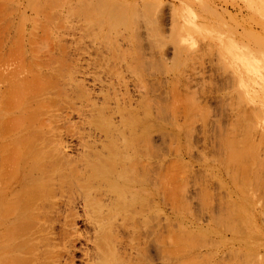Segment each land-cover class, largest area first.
<instances>
[{"label":"rangeland","instance_id":"1","mask_svg":"<svg viewBox=\"0 0 264 264\" xmlns=\"http://www.w3.org/2000/svg\"><path fill=\"white\" fill-rule=\"evenodd\" d=\"M0 5H1L0 6V41H3V42H0V44H3V45H0V47H1L0 48V58L4 56L2 62L8 61L10 63H14V62L18 63L20 65V67H16V68H17L18 72H19L18 69H20L21 74L18 73V76H21V77L24 75V71H23V75H22L21 71L23 69H21V67L22 68L24 67V69H26L25 63L26 64L28 63L29 57H30L29 64L31 62L30 65H32L31 57L33 54H36L37 52H38V55L40 57L42 56L43 53H44V55L47 54V56L50 58L48 61L52 64V65L51 64L49 65V67H51L50 71H49V69H48V71L46 69H44V71L42 72L43 69L42 70L39 68L35 69V66L34 67L30 66L31 68L30 67L28 68V66H27L28 69L25 70V74L30 75V76L26 75L25 81L27 82V85L28 86L33 85L32 88L30 87L32 91L31 90L27 91V92H29L28 95L37 94L38 93L37 91H39L37 89H41L40 91H42L44 89L45 92L47 90V92H48L47 94H49V92H50L49 98L46 97L47 94L45 95V93H44L43 95H44V97H46L49 100V103H50L49 109L46 108V106L48 107V105H46V102L44 103L46 106L45 105L42 106V103H43L42 100H41V102H37L36 103L37 105L35 103H33L34 101H30V104L32 103L30 105L28 100H27L29 98V96H28L26 99H24V100H26V101H24V102H26V104L24 103L25 109L23 107H22L23 108L22 109L20 106V108L22 109V113L25 115L24 112H27V115L24 116L21 113V111L16 112L18 110H14L13 114L10 115V113H9V115L11 117V118H9V116L7 115L8 112L6 111V107L3 106L4 104H1L0 111L2 112V110L3 111L5 110L4 111L5 113L3 112V114L5 115L6 118L4 116H2V113H1L0 119H2L4 117L5 120H7V121H9L11 119L12 120L9 122L5 121L4 119H3V121L2 120L0 121V128H1L0 129V131H1L0 137L2 135L5 136L10 131H11L10 134H13L15 129H18L17 126H16L17 128L14 127L15 126L14 123L19 124L18 126H20V122H22L21 128L20 127L19 128L22 129V126L24 125V128H26L28 130V131H26V129L25 130L22 129L23 132L25 131L24 135H25V133L33 131V129L36 130V126L38 127L39 124L42 125L44 123L45 124V125H43V127L45 126L44 131H48V130L49 131H52V130L55 131L57 129L56 132L53 131L55 133L54 135L60 134L57 137L62 136L60 138V140L57 137L56 138L58 139V141L65 143V144H63V146H66L65 149H67V147H68V149L66 150L67 152H65V153L69 156V158L78 159L80 157V155L83 154L82 146H83V143L85 141L87 143L88 142L93 143V141L99 142V141L103 140L102 133L101 134L99 133V132H101V130L95 129L93 126H90V124L88 123V121H92V119L91 118L89 119V117L91 116L90 115L91 112L89 110L90 113H88V109L90 107L88 108L87 102L91 101V104H94V105L98 104L97 106H99V105L105 104V102H107V101H105V98L109 95L108 97H109L110 102L108 99H106V100H108L107 103H109L108 106L110 105V107H109L110 109L114 108L115 104H117L118 102L120 105L121 100L125 99V98H126L125 100H127V102H126L127 105L124 106L123 103L125 104V102H123L122 106L127 107L129 105L128 107L135 109L136 108L135 104H137V102L139 103V100H140L139 98L146 95L145 91L147 92V89L150 90L149 89V87H150V88H152V90H150V92L148 91L147 95L149 93L148 96H150L151 94H153L154 96L153 95L150 96L151 98L146 97L147 95L144 96L146 99L148 98V102L150 101L149 103L151 105L149 104L148 107L152 106L150 108L154 109L156 111V113H157V108H158L157 106H163V105L168 106V105H171L173 102L174 105L168 106V110L170 109V107H176V108H174L175 111L173 110L174 111L173 116L171 114L172 109H170V111H168L169 113L164 111V113L165 112L167 113V114L165 113V116H164V119H165L164 123H165V121H167V123L169 121H171V123H173V126H174V122H172L171 119H174L175 121H177L178 126L180 125V122H182L181 125L182 124L184 125L186 123L185 122L186 120L184 121V118H186V116L183 115L184 113L182 110V107L185 105L183 103H187L189 100L192 102L191 103L192 113L190 114L191 117H190V119L186 118L187 122H191V123L190 124L187 123L186 125H184V127H183V125L179 126L180 129H178L177 124H175L177 127V129L175 128L176 129L175 131L180 130L179 131L180 133L178 136H181V137L184 136L183 140L187 139L189 143H192V141H193L191 146L187 145L188 142H186L185 140L182 141L181 137L178 138V140H177V137L175 139L173 137V135L171 136L172 133L170 135L168 134L170 136L168 138H167L168 135L166 137H163L166 134H164L163 136L161 134V136H160V133L159 134L158 133H152L153 135L150 134V137H148L151 140V144H152L153 148H155V149H156V147H157V149L159 148L160 153L162 155L161 159H163L162 157H164L163 162L161 163V167H160V169H162L161 170L162 173L159 170V173L161 176V178L159 177V180L161 179L160 180V183H161L160 190H162V191H160V194H159L161 205H160L158 217H159L160 222H161L160 227L162 226V230H160V233L163 235H161V238L164 237V239H162V240L165 241V242H162V244L164 245V243H165L164 246H167L168 243L169 244L172 243V244L168 245V247L163 246L164 251L166 250L165 252L168 251V253L171 252V254H172V252H174V255H176V256H174L172 254V255H170L172 257L167 258L168 256L164 252V254L166 255V258L164 255L163 260L168 259L169 261H171V262H169L168 260L167 261L165 260L164 264H169V263L173 264L174 262H175L174 264H176L179 261H183L182 259H184L185 257L187 258V256H184L182 254L183 253L182 252L181 255H183L184 258L179 259V257H181L179 255V253L183 249L179 248L180 250H178V249H176L178 247H175V246L170 247L171 245H174L172 242L174 239L173 238L171 239L170 237H173L174 233L177 234L178 232H180L179 229H181L180 228L181 226H183V228L187 231V233L189 231H191L193 228V226L191 225L192 216L189 215V211L187 213L186 212L184 213L183 211H180L177 208L178 206H176L178 204L176 202L178 201L180 203V199H181V203L183 202L185 204V206L189 205L187 203L188 201L191 202L189 193H191V190H192V187L190 188V185L192 186V184H191L192 178L189 176H191L192 174H190V173L193 172L191 170V168L193 170H195V169L192 165V163L194 162L192 160L193 158L190 159V157L192 155L190 156L191 150H190V148H188L189 146L191 147L192 150H194L195 152H198V151H196V149L198 150V149H200V147L202 149V147L205 145V147L207 149V150L205 149L206 155H207V152L211 153L210 155L206 156V160L210 161L209 165L211 166V167L210 166L208 167L209 169L207 168L208 170H210V171L207 170V172H208L207 174H209L208 177L210 176V178H211V175H214L215 179L212 178V180H211V184H212L211 187H213V188H211L212 192L210 191L211 197L209 198L210 200H213V201H208V204L215 205V207H216L219 197L221 196L220 199H222L224 194H225V196L223 197L222 202L223 201L225 202L226 200H228L225 197H228L229 194L232 196L231 198L234 199L233 194H235V193L237 195L239 194L237 191L242 192L241 194L243 196L242 195L241 196H242L243 200L246 199L245 201H249V198L250 197L252 198V195L257 193V192H255L258 189L257 186L258 185L260 186L261 183L264 185V183H263V181H264V154H263V151H264V149H263V147H264L263 146L264 145V143H263L264 142V139H263L264 138V130H263L264 129V0H48V1L47 0H0ZM82 8H85V9L83 10ZM84 15H86V16H84ZM89 18H90V21H89ZM123 22H125L124 25H122ZM127 23H128V27H126ZM122 28H125V29L127 28L126 29L127 32L125 29H122ZM132 31H133V33H132ZM120 34H121V36H120ZM127 34H129V35H127ZM107 36H108V38H107ZM1 37H2V40H1ZM137 37L139 39H137ZM48 38H49V41H48ZM55 38L57 41H55ZM129 38H130V40L133 39L132 41H134V40L135 41L132 43V41H129ZM8 39H9V41H8ZM38 39H40V40H38ZM12 40H13V42H12ZM50 40H52V41H50ZM15 41L20 44L18 46V48H21L22 50L16 48L18 44ZM35 41L37 42L36 43L37 45H34ZM8 42H10V43H8ZM51 42H52V44H51ZM135 42L136 43L138 42V44L135 45ZM31 44L36 46V48L33 49L34 47H32ZM117 45H118V47H117ZM133 45H135V46H133ZM9 46H11V47H9ZM29 46H30V48H29ZM5 47L7 49H9V51H6L7 49ZM37 47H38V49H37ZM109 47H110V49H109ZM137 48L138 49L140 48V49L138 50ZM17 50H19V51H17ZM31 50L32 51L37 50V52L36 53L32 52L33 54L31 53V55H29ZM122 50H123V52H122ZM25 51H26V53H25ZM8 52H9V54H7ZM48 52L51 54H49ZM138 52H140V53H138ZM117 53H119V54H117ZM12 56H14L15 59ZM25 57H27V58H25ZM185 57H186V59H185ZM4 58L6 59L5 61H4ZM16 58H18V59H16ZM115 58H116V60H114ZM58 61L61 63H59ZM59 65L62 66L64 69L63 70L58 69ZM64 65H65V67H64ZM11 66H12V68L14 67L13 65H11ZM11 66L9 67V69L11 68ZM67 66H69V67L71 66L70 70H69V67H67ZM36 68H37V66H36ZM54 68H56L57 70ZM115 68L121 74L120 76L119 75L117 76V74H116V77L119 80L114 76L115 74H113V78H111L112 76H110V75H112L111 74L112 69H115ZM28 70H30V71H28ZM68 70L72 71L71 75H70V73H69V75L71 76L72 79L74 78V80L76 82L75 84H77V82H78V85H80L82 89L84 88L83 90L86 91V92L85 91L84 92L88 94V96H87L88 98H85V100L89 99L90 101L86 100L87 101L86 102L83 97L82 98L79 97L77 99V96H75V94H73L75 92V90L74 91L71 90L72 94H70L71 92L67 93L69 86H66V87H63L64 92H66V94L68 96H69V94H70V96L72 95L71 98L73 97L72 98L73 100H71V101H73V102H71L72 104L70 103L67 105H69V106L73 105V107L71 106V109H70V107L65 104L67 107L65 106L66 108L61 109V107L63 106L62 105L60 107L59 104L61 102L57 104V102H59L57 99H60V97H61L57 93L58 90L57 89L52 90V92H51L50 89H52V88L50 86L47 87L46 80L53 78V75L56 77L58 75V80H59L58 85L61 86L60 79L68 76V72H69ZM26 71H28L30 73H27ZM38 71H41V72H39V74H38ZM46 71H47V73H46ZM58 71H60V72H58ZM55 72L57 73V75H55L56 74ZM35 73H36V75H35ZM37 74H38V77H37ZM27 76H28L29 80H27L28 79ZM172 77H173V79L171 80ZM22 78L25 79V76H23ZM40 78L42 79L41 82H40V80H41ZM115 78H116V80H115ZM30 80H32V81H30ZM99 80H102V81H99ZM108 82H109V85H108ZM122 83L125 84L126 86H124ZM34 84L36 85L35 87H34ZM4 85L5 84L1 85V83H0V89L1 90L4 87ZM112 85L114 86V88ZM110 87H112V89ZM6 88L5 89L3 88L4 90H2V91L7 90ZM70 88L74 89L73 86L72 87L70 86ZM115 88H116V90L114 91ZM33 90L34 91L36 90V91L34 92ZM44 90L42 92L39 91L40 94L43 93ZM125 90L127 91L128 96L126 94H124ZM113 91H114L115 95H118V96H116L117 100L113 99V98H115V96L113 95ZM27 92H26V94H27ZM106 93H108V94H106ZM111 95H112V98H111ZM124 95H126L127 97ZM172 95H173V98H172ZM41 96H42V94L39 96V99H35V100L40 101ZM54 96L56 98L57 97L58 98L53 99ZM119 96H122L121 99L118 98ZM44 97H42V98H44ZM152 97H154V99H152ZM74 98H76V99H74ZM47 99H46V101H47ZM118 99H119V101H118ZM182 100H184L185 102H183ZM180 102H181V104H180ZM39 104H41V105H39ZM55 104H56V109L53 108ZM91 104H89V106ZM32 105H34L35 107H33ZM119 105H117V106H119ZM38 106H40V107H38ZM27 107H28V109L31 108L33 111L35 110L34 114L36 113V115L31 117L30 119H29V117L33 115V113H32L33 111L29 109V112L31 113L30 114L27 111L28 110ZM133 107H135V108H133ZM155 107H156V109H155ZM179 107H181V108H179ZM34 108H36V109H34ZM39 108L42 110V112H41V110H39ZM50 109H51V111L52 110H54V111L51 112ZM176 109L178 110L177 113H176V111H177ZM47 110L50 112H48ZM65 110H66V112H65ZM112 110L114 111V109H112ZM197 110H198V112H197ZM149 111L151 114H153L152 115L153 117L154 116L156 117V115L154 114L155 112L153 113V110L149 109ZM37 112H40V114L38 115ZM114 112H112V113H114ZM195 112H196V115H195ZM18 113H20L21 116H19ZM46 113H47V116L46 115L45 116L48 117V121L50 120L48 123H50L51 125L53 124L52 126L48 124L49 125L48 130L46 129L47 123H45L46 119H45V116L43 115ZM50 113L51 114L53 113L54 115L56 114L54 116V117H56V118H54V120H55V123H57V124L52 122V121H54L53 116H52L53 114L50 115ZM61 113H63V115ZM112 113H111V117H110L111 119L110 120H112V123L115 124L114 126H119L120 125L119 115L116 112H115L116 114H112ZM252 113L255 115L254 117H253ZM14 114L17 115L18 117L17 116H16L17 118L14 117L15 116ZM170 114H171V117H173V118H170ZM197 114L199 116L200 115L202 116V118H201L202 120H200V118H199V116H197ZM221 114H222V116H221ZM57 115H58V118H57ZM249 115H250V117H249ZM256 115L258 116L257 122L256 121H254V122H256L255 124L257 125V128L259 125L258 130H260V131L256 130V134H255V131H254L255 128H253L254 130L251 129L252 127H256V125H254V122H253V124H250L249 126H248V124L250 121L252 122L253 120H256V119H253V118H256ZM38 116L41 118L39 119ZM174 116H176L178 120H176L174 118ZM212 116L213 117L215 116L217 119L214 117L215 119L213 120ZM240 116H242V119L247 118V116L249 118L245 119V121H244L240 118ZM34 117H37L38 119L34 118ZM42 117H44V118H42ZM59 117H61V118H59ZM62 117H63V119H62ZM64 117H65V119L66 118L67 119L64 120ZM143 117H144L143 115H140L141 119L145 120L147 117L148 118L147 122L150 121V117H148V116H145V118H143ZM194 117H196V118L194 119ZM204 117H205V121L208 119L210 121V124H212V125L216 124V121L218 122V124H217L218 127H216V125H215L216 129H218V130L216 131L214 129V127L212 126V129H214V131H212V134L209 133V131L211 132V130H208V128H207L208 126H206V125H209V121L207 120L208 123L204 122V123H206L205 129L208 130L207 137L205 139H203L204 136L202 135V132H200L201 130L204 129V127H203L204 126V124H203V118ZM210 117H212L211 119L213 120V122H211L212 120L209 119ZM221 117H223L224 119L220 120ZM8 118H9V120H8ZM19 118H20V120L18 121L17 119H19ZM23 118H25V119H23ZM197 118L202 123V126H201V123L198 122ZM35 119L38 120L36 126H35V124H36ZM16 120L19 123H17ZM39 120L41 121V123ZM223 120L225 122L228 121V122H226L227 124L223 123ZM236 120H237V122H236ZM4 121H5V123L7 122L5 124V126H4ZM23 121H25L26 124H25V122L23 124ZM28 121H29V123L33 124L32 128L33 127H35V128H33V129L31 128L32 130H30L29 127L31 124H29ZM31 121H33L34 123ZM247 121H249L248 124L247 123L245 124V122H247ZM2 122H3V124H1ZM144 122H146V121H144ZM241 122H243L247 127L245 125H244L245 127L241 126V125H243V124L240 125ZM8 123H9V125H8ZM27 123H28V126H27ZM198 124H200V125L198 126ZM10 125L11 126L13 125V127L15 129L13 127H11ZM168 125H170V124H168ZM189 125H191L192 127L190 126V128L188 129L189 134L187 136H185V134L183 132V128L185 130V127H189ZM238 125H240L241 128ZM25 126H27V127H25ZM50 126L54 129H52V128L50 129ZM193 126H195L196 128ZM181 127H183L182 131H181ZM220 127H222L221 131H219ZM2 128H3V130H2ZM10 128H12V130H10ZM73 128H75V130ZM227 128H229V130ZM244 128H246V129H244ZM191 129H192V131H195L197 129L196 131L201 133V134L199 135V133L196 132V134L194 133V135H193V134H191V132H192V131H190ZM198 129L200 131H198ZM223 129H225V130H223ZM19 130L15 131V132L19 133ZM231 130H233L234 132H232ZM250 130H252V132H254V133L252 134V132H250ZM223 131H225V132H223ZM15 132L13 135H15L16 139L15 138L14 139L16 141H17V137L20 138V140L22 139V141H18L19 143L20 142L23 143L26 141V139L24 140L25 136L23 135V132L19 133L18 134L19 136H17V137H16L17 134H15ZM36 132H37V130H36ZM213 132H215V133H213ZM220 132H221V134L219 135ZM249 132L252 136L248 134ZM259 132H260V134H259ZM45 133H48V135H49V132H45ZM182 133H183V135H180ZM216 133L218 134L219 137L215 136ZM232 133L233 134L235 133L234 136ZM261 133L263 134V136L261 135ZM10 134L7 135L8 138H7V136H5L6 138L2 137L5 141L2 139H1V141H4L5 143L0 141L1 142V144H0V151L1 152L0 153H2V151L5 152L4 150H2L5 148L6 154H9V153H10V155L12 154L11 155L12 157L10 155H7V156H9V158H7V156L3 158V156L0 155L1 156L0 157L1 158L0 164H2V165H0V172H2L1 170H3L4 168L6 169V166H7L6 164L8 161L11 163L8 162V164H10V165L7 166V170L10 171V169H11V171H12V172L11 171L8 172L7 170L6 171L4 170L5 172L0 173V176L4 174V177H6V179L3 178L2 176L0 177V181H2L0 183V188H1L0 189V197L2 196V198H0V206L2 204H3L2 206H4V207L8 205V207H5V208L9 210V211H7L1 206L0 213H2L3 216H10V215H14V213H15L14 210H16L17 212H21L23 210V213L28 214V215L34 214L32 216H35L36 212H34V211H36V210H35V207H33L34 209H32V206H34L36 204L43 203L45 206L51 202L53 204L55 202H56V204H59V203H61V201H63V202L65 201V197H66V200L69 198H73V196H71V195L68 196V195L71 192H75L74 190H77V189L74 186V184H71L69 182L70 180L66 184V181H67V179H66L62 185V183L58 184L57 181H53L54 184H52L51 180L49 181L45 178L46 176H49L51 172L55 173V171H53V169L51 167H49L50 169H47L48 167L47 168L43 167V171H42V168H39V173L40 172L42 173L41 176H43V174H44L45 176H43L42 178H44L46 181L51 182V184L55 185V187H53L51 184H48V186H44L43 183L42 184L40 183L41 184L40 186H42L40 188V187H38V185H39V183H38L37 186L34 185L36 188L31 187L33 197L31 196V194H27L25 196V193L21 191V186L17 183L15 184V182H14V180H15L14 177H16L15 176L16 173H15V175L12 173H13L14 166L16 167L18 164L20 165V163L16 157L18 155L24 157L26 155L23 156V154H25L26 152L24 149H22V151H24L22 154L21 149L18 151V148H17L18 152L17 151H15V152L19 153V154H17V156L15 154H13L14 153L13 151L16 149V148H14V150H13V147H14V145H16V143L13 144L15 140L12 138L13 135H10ZM20 134L23 135L24 137L20 136ZM213 134H214V137L212 136ZM174 136H177V135H174ZM197 136H198V138H197ZM172 137H173V140H172ZM216 137L219 139H217ZM10 138L14 141H12ZM192 138H194V139H192ZM249 138H251L250 139L251 142H250ZM6 139L8 140V142ZM9 139L11 141H9ZM196 139H198V140H196ZM227 139H230V140H227ZM245 139H247L248 142ZM253 139H254V141H253ZM31 140L34 141V138H32ZM214 140H217L215 142L220 141L221 144L224 145V147H226V149L222 148V149L226 150V154L229 153V155L231 157L233 156L235 159L232 158L231 159L232 161H230V157L227 158L228 154L223 155L224 150L222 151V149L220 150V154L222 153L221 155L225 156V157L220 156V154L218 155L216 153V151L217 150L219 151L221 144H218V146H216V148H215L214 146L216 145V143L213 144ZM176 141H179L178 142L179 145H181V144L184 146L186 145L185 150L187 152L189 151L188 153H190V154H187L186 151H185L186 153L184 152L185 154H183V151L185 148L184 146H181L183 148L178 147V149H177L176 146H179V145L176 144ZM180 141H181V143H180ZM198 141L199 142L201 141V144L202 143H204V144H202V146H200L201 144H198L197 145L198 147H196L194 144L199 143ZM230 141H231V143H233L234 146L230 143ZM259 141H261V142H259ZM6 142H7V144H6ZM183 142H186V143L184 144ZM207 142H208V144H207ZM245 142H247V143H245ZM257 142H258V144H257ZM8 143H11V144H8ZM66 143H67V145H66ZM173 143H175V144H173ZM248 143H250L251 145H249ZM57 144L59 145L58 142H57ZM209 144H211V147L209 146ZM252 144H256L259 147L258 146L256 147ZM6 145L9 146V149H8V147H6ZM10 145H12L13 147L12 146L10 147ZM206 145H208V148ZM16 146L19 147V145H16ZM230 147H233V148H230ZM60 148H61V146L59 147V150H60ZM175 148H176V151H175ZM187 148H188V150H187ZM209 148L212 149V150H210L211 152L209 151ZM228 148H230V149H228ZM57 149H58V147H57ZM100 149L101 148H99V150ZM213 149H216V151ZM177 150H178V152H177ZM231 150H232V152H231ZM237 150H238L239 154L237 153ZM246 150L249 152V154H251L253 152L251 154L252 157L248 154V152ZM20 151H21L22 155H20ZM144 151L146 153L149 152V150H146V149H144ZM212 151H215L214 153L216 154V157L213 156L214 153H212ZM243 151H244V153H243ZM7 152H9V153H7ZM145 152H144V154H146ZM175 152L178 153L177 158L180 157L182 160L180 158H179V160L185 162V164L187 162L190 163L192 161L191 165L189 163L186 164L188 169L186 168L185 171H184V169H181V171H183V172L178 173L181 180H183L184 177H186V179H187L186 181H184L185 182L184 185H186L185 189L188 185V189H186L188 192L185 190L184 194H181V196H183V195L185 196V194H186V197H187L186 203L187 204L185 203L186 197L184 199H182L183 197L180 196L179 197L180 199H179L178 197L175 196L176 194H174V193H177V181H176V177H175V176H177V174H176V172H177V166H176L177 159L175 161V157H176ZM245 152H247L248 155ZM193 153L194 152H192V154ZM181 154H183V155H181ZM196 154H198V153H195V157H196ZM262 154H263V157H260V155L262 156ZM2 155H4V154L2 153ZM186 155H189L188 156L189 158ZM246 155H247V157H246ZM146 156H148V155H146ZM241 156L242 157L244 156V158H242ZM22 157L21 158L18 157V158L21 160ZM195 157H194V159H196ZM207 157L209 159H207ZM221 157H222V159H221ZM240 157L242 159L248 158L247 159L248 161L252 159L250 161L251 163L247 162L248 165H246L244 168H241V169L238 168V166H239L238 164L240 163V161L242 163L245 162L244 160L242 161V159L240 160ZM12 158H13V160H12ZM146 158L148 159L149 156ZM187 158L189 159V161L187 160ZM212 158L214 160L220 159L218 161L220 163H218L217 161H214ZM223 158L224 159L226 158L225 160L227 162L225 160L223 161ZM253 158H255V160ZM4 159L6 161H4V164H3L2 161ZM24 159H26V158L24 157ZM15 160L18 161L17 162L18 164L15 162ZM186 160H187V162H186ZM212 160L214 162H212ZM22 161L23 160H21L20 162H22ZM27 163L25 165L29 166ZM208 163L209 162H206V164H208ZM234 163H235V165H237V167H233L234 165H232V164H234ZM242 163H240L239 167L243 166ZM252 163H253V165H252L253 167L250 166V164H252ZM13 164H15V165H13ZM245 164H246V162H245ZM4 165H5V167H4ZM170 165H171V167H170ZM174 165L176 167H174ZM258 165L260 166L259 168L262 167L261 168L262 174H261V171H259ZM1 166H2V168H1ZM20 166H23V165L21 164ZM190 166H192V167H190ZM249 166H250V168L252 167L253 170H252V168L250 169ZM32 167H34V166H32ZM19 168H22V167H19ZM35 168H36V166H35ZM175 168H176V170H175ZM246 169H247V171H246ZM257 169L259 172H257ZM23 170H24V166H23L22 170L19 169L20 172H22ZM31 170H30V172L31 173L33 172L32 173L33 177H37L36 175H39L38 172L36 171V170H38L37 168L35 169V171L33 170V168ZM190 170H191V172H190ZM237 170H238V172H237ZM243 170H244V172H243ZM250 170H251V174L249 172ZM46 171L48 172V174H46L47 173ZM35 172H37V173H35ZM170 172L172 174H170ZM241 172H243V173H241ZM8 173H10V176L14 175V177H11V179H14V180L9 179L10 176H8ZM238 173H240V174H238ZM34 174H36V175H34ZM217 174H219V175H217ZM165 175H167V176H165ZM236 175L237 176L240 175V176L237 178ZM251 175L253 178L255 176V180L258 179V181H256V183H254L255 182L254 179L252 182ZM259 175H261V176H259ZM171 176L173 178H171ZM181 176H183V177H181ZM221 176H222V178H221ZM227 176H228V179H227ZM163 177L165 180L163 179ZM167 177L171 178V179L170 180L168 179L166 181ZM208 177L206 179H210ZM242 177H243V182H246V180L249 178V182H246L249 184L253 183L256 185L257 183H260L259 179L261 180V178L263 181L261 180L262 182L260 184H258L256 186V189H255L252 187V186L255 187V185H253V184H250L251 186H249L246 183H244V185H243L242 184L243 183ZM38 178H40V175L38 176ZM229 179H230V182H229ZM232 180H235V182L237 180L236 183H238V184H236ZM250 180H251V182H250ZM7 181L9 183L4 184L6 188L4 186H1V185H3L2 184L3 182H7ZM162 181H163V183H162ZM168 181H169V183H170V181L173 182L174 184L176 183V185L173 186L174 184L170 183L171 185L169 184L168 185L169 187H167L168 183H166V182H168ZM222 181H224V182H222ZM220 182H221V185L224 186V188L222 187V188L218 189L220 186L217 183H220ZM231 182L232 183L234 182L235 184H231ZM10 183L13 184L12 188L10 187L11 186ZM164 183H166V188H164L165 187ZM223 183H225V184H223ZM241 184L245 188V190H247V192L250 191L252 193L254 191V194L250 195L251 194L250 192L247 193L245 190H244V192L241 191V189L243 188L241 186ZM262 184L260 187L263 186ZM49 185H50V187H49ZM67 185H68V187H67ZM70 185H73V186L70 187ZM51 186H52L53 190H51ZM60 186L61 187L63 186L62 188H65V189H62ZM235 186H236V188H235ZM240 186L242 188H240ZM7 187L11 188L10 191H6V190H9V188H7ZM45 187H46V190L49 188L48 191L45 190ZM161 187H163V188L161 189ZM56 188H59V190L57 189L58 190L57 192L55 191ZM168 188L170 190H168ZM34 189H37V190L39 189V190L37 191ZM165 189H166V191L167 190L168 191L164 192L163 190H165ZM263 189H264V187H263ZM12 190L17 191V192H14V194L19 193L17 195V199L19 200V202H21V204L20 203L18 204V200L15 198L16 194L14 195ZM60 190H63L64 192L60 194V192H62ZM65 190H68V191L65 192ZM70 190H71V192H70ZM217 190L218 191L220 190V192L218 193ZM5 191H6V195L4 194ZM169 191H171V192H169ZM168 192H169V194H168ZM7 193L10 194L9 195L10 197L8 196ZM65 193L66 194L68 193V194L66 195ZM62 194H64V196ZM170 194L174 195L173 197H171V200L172 201L174 200L173 204H176V205L170 204V202H169V201H171L170 200V196H171ZM13 195H14L15 200L13 198ZM29 195H30V197H29ZM35 195H36V197H35ZM43 195L45 196V198L47 200H45ZM56 195L58 197H60L62 195L63 200H61L62 197H60L61 199L58 197H56L58 199H55ZM73 195H74V199H76V200H74L72 202V205L74 204L73 207H75L74 210L72 209V213L74 214L75 227L77 229V235L79 236V239L75 242V249L73 252V263L74 264H88L86 261L85 255H87L88 253H91L90 248L92 246L91 242L93 241V233H92L90 226L87 225V223L85 222V213H84V209H83V203L84 202L77 197V194H73ZM177 195H178V193H177ZM37 196H39V199L37 198ZM107 196H108V198L111 197L110 195H107ZM31 197L35 201L33 199H30ZM40 197L41 198L43 197L42 199H44V202H46V203H44ZM244 197H246V198H244ZM4 198L5 199L6 198L7 199L12 198L14 200V203H12L13 202L12 199H10V202H11V204H10L8 202L9 200L6 199L7 200L6 201ZM49 198H51L53 201H49L50 200ZM20 199H22V200L20 201ZM25 199H27V202H25L26 201ZM233 199H230V200H233ZM38 200H39V202L37 203ZM172 201H171V203H172ZM2 202H4V203L7 202V203H5L6 205H4V203H2ZM30 203H32V204H30ZM104 203L108 204L109 201L107 200ZM17 204L19 205L18 207L16 206ZM223 205L226 206V203L225 204L223 203ZM12 206L14 207V209H12L13 208ZM25 206H26V208L28 207V209L24 208ZM137 206H138V204L133 205L134 208L132 207V209H136ZM172 206H175L176 209ZM224 206H223V209H224ZM15 207H17L18 209L17 208L15 209ZM9 208H11L12 210ZM233 208H235V206H233ZM242 208H243V210H244V208H245V210H247V208H249V206L248 205L242 206ZM173 209L178 210V214L180 216L178 215V217H177V211H175ZM24 210H25V212H24ZM31 210H32V212H30ZM46 210L48 211L47 214L49 213L48 215L46 214V212H44ZM46 210L42 209L41 211H42L43 215L44 214L47 215L46 218H50L53 221V223H52L53 231L55 232V234H58L61 231L62 226L64 224L63 216L65 214V209H64V207L63 208L61 207L60 209H55L54 211L53 210L50 211L51 209H49V208H47ZM239 210H240V208H239ZM6 212L8 214L9 213L10 214L6 215ZM173 212L175 215H173ZM224 212H225V215H228V213H226L225 209H224ZM227 212H229V211L227 210ZM254 212H255V210H254ZM42 213L39 217L43 216ZM117 213H118V210H117ZM150 213H151V210L148 213L146 219H150V220L152 219V218H149V217H152V213L151 214ZM217 213H218V215H217ZM213 215H214L213 216L214 218L212 217V219L214 220L215 223L211 220V225L213 227L215 226L214 228H218V229L221 228V225L219 224L220 221L222 220V219L219 220V218H222L221 213L219 214V212L214 210ZM215 215H217L218 217L216 218ZM120 216L118 217V219H120V218L124 219V221L126 223H129V220H127L123 217L124 213L121 217ZM165 216H167V217H165ZM117 217H116V221H113L114 224H117L119 222L121 223V221L118 220ZM252 218L248 219L247 216L240 217V220L238 219V221H237L238 224L234 228V229H236V233H238V232L240 233L241 230H242L241 233H243L242 234L243 236L245 234L249 233L250 229H249L248 225L251 224L253 226L254 219L252 221ZM168 219L170 222H168ZM216 221H218L219 223H217ZM45 222H46V220H45ZM166 222H168V223L166 224ZM171 222L173 224H171ZM203 222H204L203 224H206L205 223L206 221H203ZM239 222H241L242 226H240ZM40 223H42V222H40ZM136 224L138 227L139 226L138 222ZM176 224L177 225L179 224L180 227L177 226ZM218 225H220V226H218ZM263 225H264V223H263ZM174 226L177 228L175 229ZM238 226H239V228L241 227L242 229L237 228ZM168 227H170L169 231L172 228L174 230V232L172 231L173 232L172 233V232H169L168 230L165 231L166 229H168ZM246 228H248V229L246 230ZM177 229H178V232H176ZM253 230H254L253 232H250L246 236H251L249 238L251 240H255V242H257L258 240H260L261 230L264 232V228L263 229L255 228ZM244 232H245V234H244ZM167 233H170L169 238H168L169 234H167ZM234 233H235V231H234ZM251 233L253 235H251ZM166 234H167V237H166ZM175 234H174V236H175ZM224 235H225V239L221 240V237L219 236V234L216 237V235L214 233V235L212 237L213 242H214L213 246H215V243H217L219 241L217 243V245H218V247L221 248L222 244H223L222 241H224V243L226 242V245L222 248H225L228 245H229L228 248H230L233 245L232 248H230V249L232 251V249L234 248L233 249L234 252L237 251L239 257L236 256L237 255V252H236L235 256H232V257L231 256L228 257L229 255L228 256L226 255L223 258L224 261L221 258H218L219 260L216 262L217 258L212 259V258H210V255H209V259L207 257H205L206 260L203 259V262H200L199 259H197L199 261H197V260L193 261L192 260L190 262V260H187L189 258H187V259L185 258L186 260L184 259V261H186L187 264L188 263L191 264L193 262H198L201 264L202 263L203 264L204 263L205 264H213V261L215 262L214 264H217L218 262H219V264H264V261H263L264 260V257H263L264 248L260 249L259 247H257L258 245L255 242L252 243V245H254V247L255 246L257 247V248L255 247L256 250L258 249V251H257L258 253L257 252L256 253H257V255L260 254L261 258L258 257L259 255L255 256L256 250L254 249V247H251V249H252L251 252H252V254H255L254 256L256 257V259L258 257V259H259L258 261L260 263L254 262L255 260H253L254 258L252 259V256L251 257L248 256L246 258L247 259L246 260L245 258H242L243 254L239 255L240 253H244L243 252L244 251L243 245L241 247H239L240 246L239 244L235 245V244H233V242L231 243L229 240V238H230L229 234L227 233V235H226L224 233ZM262 237H263V235H262ZM165 238H166V240H165ZM215 238L216 239L218 238L219 240H216ZM0 245H1V243H0ZM59 247H61V246L59 245ZM180 247H183V245ZM189 247H190L189 244L185 245L184 248H187V249H184V250L188 251ZM168 248H170L171 251ZM239 248H241L242 252H240ZM58 249L59 248H57L56 250H58ZM172 249H175V250L173 251ZM149 250H151L150 247H149ZM253 250H255V251H253ZM176 251L179 252L178 253L179 256H177ZM261 251L263 252V254ZM153 252L154 251H152V250L150 251V253L148 251V254L149 255L152 254V256H153V254H155L154 256L157 257L156 253L155 252L153 253ZM184 254H186V253H184ZM252 254H250V255H252ZM154 256L152 257L153 261L152 260L151 261L152 262L155 261V264H156L157 258H155L156 260H154ZM151 257H150V259H152ZM202 257L200 258L201 260H202ZM176 258L179 259V261L175 260ZM248 259L250 261H248ZM260 259H263L262 263H261ZM220 260H222V261H220ZM184 261H183V263H184ZM150 264H152V263H150ZM159 264H160V262H159Z\"/></svg>","mask_w":264,"mask_h":264},{"label":"bare ground","instance_id":"2","mask_svg":"<svg viewBox=\"0 0 264 264\" xmlns=\"http://www.w3.org/2000/svg\"><path fill=\"white\" fill-rule=\"evenodd\" d=\"M48 1V0H47ZM52 2V1H51ZM53 3V2H52ZM1 6V5H0ZM51 6V5H50ZM49 6V7H50ZM84 7V6H83ZM47 8V7H46ZM57 9V8H56ZM55 9V10H56ZM59 9V8H58ZM83 10L85 9V8H82ZM54 10V11H55ZM53 11V12H54ZM49 13V12H48ZM73 13V12H72ZM75 14V13H74ZM4 15V14H3ZM77 15V14H76ZM87 15V14H86ZM86 15H84V16H86ZM47 18V17H46ZM89 21H90V18H89ZM34 22V21H33ZM45 22V21H44ZM92 23V22H91ZM125 24V22H123V24L122 25H124ZM91 25V24H90ZM52 26V25H51ZM45 27V26H44ZM125 27V26H124ZM126 27H128V23H127V25H126ZM49 28V27H48ZM122 29H125V28H122ZM127 29V28H126ZM125 29V30H126ZM132 29V28H131ZM130 29V30H131ZM56 31V30H55ZM122 31V30H121ZM52 32V31H51ZM114 32V31H113ZM126 32H127V30H126ZM132 33H133V31H132ZM55 35V34H54ZM127 35H129V34H127ZM133 35V34H132ZM137 35V34H136ZM120 36H121V34H120ZM135 36V35H134ZM138 36V35H137ZM5 37V36H4ZM52 37V36H51ZM133 37V36H132ZM139 37V36H138ZM137 37V39H139ZM107 38H108V36H107ZM112 38V37H111ZM123 38V37H122ZM51 39V38H50ZM1 40H2V37H1ZM5 40V39H4ZM21 40V39H20ZM38 40H40V39H38ZM46 40V39H45ZM53 40V39H52ZM52 40H50V41H52ZM127 40V39H126ZM133 40V39H132ZM132 40H130V38H129V41H132ZM8 41H9V39H8ZM37 41V40H36ZM34 42V45H37L36 43L37 42ZM48 41H49V38H48ZM55 41H57L56 40V38H55ZM108 41V40H107ZM110 41V40H109ZM135 41V40H134ZM134 41H132V43L134 42ZM0 42H3V41H0ZM11 42V41H10ZM10 42H8V43H10ZM12 42H13V40H12ZM16 42V41H15ZM105 42V41H104ZM111 42V41H110ZM109 42V43H110ZM17 43V42H16ZM32 43V42H31ZM43 43V42H42ZM106 43V42H105ZM120 43V42H119ZM131 43V42H130ZM13 44V43H12ZM18 45H17V49H20V50H22L21 48H18V46L20 45L19 43H17ZM45 44V43H44ZM43 44V45H44ZM49 44V43H48ZM51 44H52V42H51ZM136 44H138V42L136 43L135 42V45ZM0 45H3V44H0ZM9 45V44H8ZM32 45V47H34L33 49H35L36 48V46H34L33 44H31ZM111 45V44H110ZM135 45H133V46H135ZM15 46V45H14ZM39 46V45H38ZM7 47V46H6ZM5 47V48H6ZM9 47H11V46H9ZM31 47V48H32ZM117 47H118V45H117ZM1 48V47H0ZM8 48V47H7ZM6 48V49H7ZM14 48V47H13ZM29 48H30V46H29ZM40 48V47H39ZM134 48V47H133ZM5 49V50H6ZM37 49H38V47H37ZM43 49V48H42ZM109 49H110V47H109ZM132 49V48H131ZM138 49V48H137ZM140 49V48H139ZM138 49V50H139ZM40 50V49H39ZM118 50V49H117ZM137 50V51H138ZM6 51H9V49H7ZM17 51H19V50H17ZM49 51V50H48ZM121 51V50H120ZM134 51V50H133ZM4 52V51H3ZM32 52H37V50L36 51H32L31 50V52H30V54L29 55H31V53ZM44 52V51H43ZM46 52V51H45ZM118 52V51H117ZM122 52H123V50H122ZM5 53V52H4ZM25 53H26V51H25ZM40 53V52H39ZM49 53V52H48ZM125 53V52H124ZM123 53V54H124ZM128 53V52H127ZM138 53H140V52H138ZM7 54H9V52L7 53ZM28 54V53H27ZM33 54V53H32ZM37 54V55H36ZM36 54H33L32 55V57H31V60H32V65H30L31 64V62H30V64H29V60H30V57H29V60H28V63L26 64L25 63V65H26V69H24V67L22 68L21 67V69H23L21 72H22V75H23V71H24V75L23 76H25V79H23L21 76H18V73H20V69H18L19 70V72L17 71V68L16 67H20V65L18 64V63H10V62H6L5 60V58H4V61L5 62H2L3 61V57H1L0 58V83H1V85L2 84H5L4 85V89L6 88L7 90H5V91H2V90H4L3 88H2V90L0 89V106H1V104H4L3 106H5L6 107V111L8 112V116H9V118H11L10 117V115L11 114H13L14 113V110H18V111H16V112H19V111H21V113H22V109L24 108L25 109V107H24V105L26 104V102H24V101H26V100H24V99H26L28 96H29V98L27 99L28 100V102H29V104H30V101H34L33 103H37V102H41V100L43 101V103H42V106H44L45 104V102H46V105H48V107L46 106V108H48L49 109V100L47 99V98H49V94H50V92H49V94H47L48 92H47V90H46V92H45V90H44V92L43 93H41L42 94V96H41V99H40V101L38 100V101H36L35 99H39V96L41 95L40 94V92H42V91H40L41 89H37V90H39V91H37L38 93L37 94H33V95H28V93L29 92H27V91H29V90H31V88L33 87V85L32 86H28L27 85V82L25 81L26 80V75H28V74H25V70H27L30 66H35V69H43L42 70V72L44 71V69H46L47 71H48V69H49V71H50V68L51 67H49V65L51 64L48 60L50 59L48 56H47V54L46 55H44V53L42 54V56L40 57L39 55H38V52L36 53ZM49 54H51V53H49ZM117 54H119V53H117ZM116 54V55H117ZM127 55V54H126ZM184 55V54H183ZM19 56V55H18ZM23 56V55H22ZM50 56V55H49ZM125 56V55H124ZM12 57H14V56H12ZM123 57V56H122ZM127 57V56H126ZM189 57V56H188ZM8 58V57H7ZM25 58H27V57H25ZM104 58V57H103ZM190 58V57H189ZM188 58V59H189ZM14 59H15V57H14ZM16 59H18V58H16ZM21 59V58H20ZM118 59V58H117ZM185 59H186V57H185ZM11 60V59H10ZM23 60V59H22ZM107 60V59H106ZM114 60H116V58L114 59ZM121 60V59H120ZM183 60V59H182ZM18 61V60H17ZM105 61V60H104ZM12 62V61H11ZM59 62V61H58ZM20 63V62H19ZM53 63V62H52ZM59 63H61V62H59ZM58 64V63H57ZM11 65H13L14 67L12 68V66ZM16 65V66H15ZM22 65V64H21ZM52 65V64H51ZM61 65V64H60ZM59 65V67H58V69H61V70H63L64 68L62 67V66H60ZM11 66V68L9 69V67ZM24 66V65H23ZM27 66H28V68H27ZM36 66H37V68H36ZM64 67H65V65H64ZM67 67H69V66H67ZM31 68V67H30ZM70 68H71V66L69 67V70H70ZM34 69V68H33ZM34 69V70H35ZM53 69V68H52ZM54 69H56V68H54ZM167 69V68H166ZM169 69V68H168ZM57 70V69H56ZM68 70V71H69ZM115 70V71H114ZM28 71H30V70H28ZM28 71H26L27 73H30V72H28ZM47 71H46V73H47ZM54 71V70H53ZM113 71V72H112ZM112 71H111V74L112 75H110V76H112L111 78H113V74H115L114 76L116 77V74H117V76L119 75H121L120 74V72L119 71H117V69L115 68V69H112ZM32 72V71H31ZM39 72H41V71H38V74H39ZM58 72H60V71H58ZM71 72L72 71H69L68 72V76L67 77H64V78H62V79H60V82H61V86L60 85H58V82H59V80H58V75H57V73L55 74V75H57V77L56 76H54L53 74V78H51V79H47L46 80V85H47V87L48 86H50L52 89H50L51 90V92H52V90H58V94H59V96H61L60 97V99H57L55 96H54V98L53 99H57L59 102H57V104L58 103H60L59 105H60V107H61V109H63V108H66L67 106H69V105H67V104H70L71 102H73V101H71V100H73L72 98H71V96H70V94H72V91H74L75 90V92L73 93V94H75V96H77V99L79 98V97H83L84 98V100H85V98H88L87 96H88V94L87 93H85L86 91L85 90H83L82 88H81V86L80 85H78V82H77V84H75L76 82H75V80H74V78L72 79L71 78ZM118 72V73H117ZM165 72V71H164ZM170 72V71H169ZM51 73V72H50ZM69 73H70V75H69ZM21 74V73H20ZM19 74V75H20ZM38 74H37V77H38ZM33 75V74H32ZM31 75V76H32ZM35 75H36V73H35ZM172 75V74H171ZM28 76H30V75H28ZM28 76H27V78H28ZM49 76V75H48ZM21 77V78H20ZM35 77V76H34ZM47 77V76H46ZM66 78V79H65ZM117 78V77H116ZM116 78H115V80H116ZM37 79V78H36ZM41 79V78H40ZM55 79V80H54ZM110 79V78H109ZM118 79V78H117ZM173 79V77L171 78V80ZM27 80H29V78L27 79ZM74 80V81H73ZM119 80V79H118ZM30 81H32V80H30ZM42 81V79L40 80V82ZM99 81H102V80H99ZM122 82V81H121ZM144 82V81H143ZM36 83V82H35ZM43 83V82H42ZM74 83V84H73ZM119 83V82H118ZM31 84V83H30ZM38 84V83H37ZM41 84V83H40ZM60 84V83H59ZM65 84V85H64ZM73 84V85H72ZM102 84V83H101ZM120 84V83H119ZM123 84V83H122ZM64 85V86H63ZM108 85H109V82H108ZM121 85V84H120ZM124 86H126L125 84H123ZM6 86V87H5ZM36 85L34 84V87H35ZM43 86V85H42ZM66 86H69V89H68V91H67V93L68 92H71L70 94H69V96L66 94V92H64V88L63 87H66ZM70 86L72 87L73 86V88L74 89H71L70 88ZM113 86V85H112ZM31 87V88H30ZM147 87V86H146ZM37 88V87H36ZM35 88V89H36ZM68 88V87H67ZM106 88V87H105ZM111 89H112V87H110ZM113 88H114V86H113ZM124 88V87H123ZM34 89V88H33ZM119 89V88H118ZM125 89V88H124ZM149 89L150 90H152V88H150L149 87ZM49 90V89H48ZM49 90V91H50ZM72 90V91H71ZM116 90V88L114 89V91ZM144 90V89H143ZM150 90H148L147 89V92L149 91L150 92ZM32 91V90H31ZM34 91V90H33ZM36 91V90H35ZM34 91V92H35ZM66 91V90H65ZM85 91V92H84ZM109 91V90H108ZM107 91V92H108ZM114 91H113V95L115 96V98H113V99H116L117 100V98H116V96H118V95H115V93H114ZM26 92H27V94H26ZM118 92V91H117ZM147 92L145 91V93H146V95H147ZM152 92V91H151ZM45 93V95L47 94V98L46 97H44V94ZM20 94V95H19ZM40 94V95H39ZM106 94H108V93H106ZM117 94V93H116ZM124 94H126L127 95V91L125 90V93ZM151 94V93H150ZM105 95V94H104ZM126 95H124V96H126ZM146 95H144V96H146ZM148 95H149V93H148ZM146 96V97H150V96H152L153 94H151L150 96ZM175 95V94H174ZM177 95V94H176ZM107 96V95H106ZM109 96V95H108ZM107 96V97H108ZM113 96V97H114ZM128 96V95H127ZM126 96V97H127ZM140 97L139 99V103L137 102V104H135L136 105V108L135 107H133V108H135V109H132V108H130V107H124V106H126L127 104H126V102H127V100H125V99H122L121 100V104L119 105V102L117 103V104H115V106H114V108H112V109H114V111L119 115V117H120V125L119 126H114L115 124H113L112 123V120H110L111 118V113L112 112H114L112 109H110L109 107H110V105L108 106V104L109 103H107L108 102V100H109V97L107 98H105V101H107V102H105V104H102V105H99V106H97L98 104H96V105H94V104H91V101L89 100V99H86L87 101L89 100L90 102H87L86 100V102H87V106H88V113H90L91 112V116L89 117V119L91 118L92 119V121H88V123L90 124V126H93L95 129H98V130H101V132H99L100 134L102 133V135H103V140H101V141H99V142H96V141H93V143L92 142H84L83 143V146H82V148H83V154L82 155H80V157L78 158V159H71V158H69V156L65 153V152H67L66 150L68 149V147H67V149H65L66 148V146H63V144H65L64 142L62 143L61 141H58V139L60 140V138L62 137H57V136H59L60 134H58V135H54L55 133L54 132H56V130L54 131V130H52V131H49L48 129V127H49V125H51L50 123H48L49 121H48V117H46L47 116V113L48 112H50L51 111V109H50V111H48L46 114H43L44 116H45V123H47V126H46V129L48 130V131H44L45 130V126L43 127V125H45L44 123L42 124V125H40L39 124V126L37 127L36 125H37V122H38V120H36V124H35V126H36V130H37V132H36V130H34L33 128H35V127H33L32 128V126H33V124L32 123H29V121H28V123L29 124H31L30 125V130H32L33 129V131H31V132H28V133H25V135H24V132L22 131V129H26V128H24V125L22 126V129H20L21 128V123L22 122H20V126H18L19 124H16V123H14V127L15 128H17L18 127V129H15L14 127H13V125L11 126V127H13L14 129H15V131H17V130H19V133H21V132H23V135L25 136H23V135H21L20 134V136H23L24 137V140L26 139V141L25 142H18V141H22V139L20 140V138H18L17 136H19L18 134V132L16 133L15 131V134H17L16 135V137H17V141L15 140L16 138H15V135H13L14 134V132H13V134H10V132L8 133V134H10V135H13L12 136V138L15 140H12L11 138V140L12 141H14V143L13 144H15L16 143V145H19V147L18 146H16V145H14V147L12 146V145H10V147L12 146L13 147V150H14V148H16L13 152V154H15L16 156H17V154H19V153H16L15 151H17V148H18V151L21 149V151H22V149H24L25 150V154H23V152L24 151H22V154H23V156L24 155H26V156H24L26 159H24V157H22V156H15L17 159H18V161H19V163H20V165L22 164L23 166H24V170L22 171V172H20L19 171V169H21L22 170V168H23V166H20L17 162L18 161H16L15 160V162L19 165H17L16 167L14 166V169H13V173L12 174H14L15 175V173H16V177H14V175L13 176H10V173H8V176H10L9 177V179L10 180H14V179H11V177H14L15 178V180H14V182H15V184L17 183V184H19L20 186H21V191L22 192H24L25 193V196L27 195V194H31V196L33 197V195H32V190H31V187H35L34 185H38V183H39V185H38V187H42V186H40L42 183L44 184V186H48V184H51V182H49L50 180L52 181V184H54L53 183V181H57L58 182V184L59 183H62V185H63V182L67 179V181H66V184H67V182L69 181L71 184H74V186L76 187V189L77 190H74L75 192H71V190H70V192L71 193H69V195L68 196H73V198H69V199H67L66 200V197H65V203L63 202V201H61V203H59V204H56V202L53 204L52 202L51 203H49L48 205H44L43 203H39V204H36L35 202V204L36 205H34V206H32V209H34L33 207H35V210L36 211H34V212H36L35 213V216H32V215H34V214H25V213H23V210L21 211V212H17L16 210H14L15 211V213H14V215H10V216H3L2 215V213H0V243H1V245H0V264H74L73 263V252H74V249H75V242L79 239V236L77 235V229H76V227H75V221H74V214L72 213V209L74 210L75 209V207H73V205H72V202L74 201V200H76V199H74V195L73 194H77V197L79 198V199H81L84 203H83V209H84V213H85V222L87 223V225H89L90 226V228H91V230H92V233H93V241L91 242V244H92V246H91V248H90V252L91 253H88L87 255H85V257H86V261H87V263L88 264H150V263H154L155 264V261L154 262H152L153 261V256L155 255V254H153V256H152V254H148V251H149V253H150V251L152 250V251H154L155 253H156V255H157V257H155L154 256V260H156L155 258H157V263L156 264H159V262H160V264H164L165 263V260H163V258H164V252L166 251H164V248H163V246L165 245V243H164V245L162 244V242H165V241H163L162 239H164V237L163 238H161V235H163V234H161L160 233V230H162V226L160 227V219H159V217H158V215H159V209H160V205H161V203H160V198H159V194H160V191H162V190H160V185H161V183H160V180H159V177L161 178V176H160V173H159V170H160V172H161V170L162 169H160V167H161V163L163 162V159H164V157H162L163 159H161V153H160V150H159V148L157 149V147H156V149L155 148H153V146H152V144H151V140L148 138V137H150V134H152V133H160V136H161V134H162V136L164 135V134H166V135H164L163 137H166L168 134L170 135L171 133V136L173 135V137L176 139V137H177V140H178V138H180L181 136H178L179 135V131L177 130V131H175L176 129H177V127H178V129H180V127L179 126H182L181 125V123L182 122H180V125L178 126V122L177 121H175L174 119H171L172 120V122H174V126H173V123H171V121H169L168 123H167V121H165V123H164V116H165V113L167 112V113H169L168 111H170V109H172L171 110V114H172V116L174 115L173 113H174V108H176V107H170V109L168 110V106H171V105H174L173 104V102H172V104L171 105H168V106H165V105H163V106H157L158 108H157V113H156V111L154 110V109H152V108H150V107H152V106H150V107H148L149 106V102H148V98L146 99L145 97ZM154 96V95H153ZM42 97H44V98H42ZM52 97V96H51ZM121 97L122 96H119L118 98H120L121 99ZM176 97V96H175ZM111 98H112V95H111ZM124 98V97H123ZM151 98V97H150ZM172 98H173V95H172ZM46 99H47V101H46ZM74 99H76V98H74ZM106 99H108V100H106ZM152 99H154V97H152ZM156 99V98H155ZM158 99V98H157ZM180 99V98H179ZM45 100V101H44ZM112 100V99H111ZM115 100V101H116ZM125 100V101H124ZM151 100V99H150ZM103 101V100H102ZM113 101V100H112ZM118 101H119V99H118ZM132 101V100H131ZM157 101V100H156ZM183 102H185L184 100H182ZM85 102V103H86ZM109 102H110V100H109ZM123 102H125V104L123 103ZM159 102V101H158ZM175 102V101H174ZM25 103V104H24ZM84 103V104H85ZM107 103V104H106ZM122 103H123V105L124 106H122ZM164 103V102H163ZM178 103V102H177ZM191 101L189 100L187 103H183V104H185L183 107H182V110H183V115H185L186 116V118L187 119H190V117H191V113H192V111H191V108H192V105H191ZM32 104V103H31ZM30 104V105H31ZM67 106H66V105ZM72 104V103H71ZM74 104V103H73ZM89 104H91L90 106H89ZM129 104V103H128ZM170 104V103H169ZM176 104V103H175ZM180 104H181V102H180ZM37 105V104H36ZM39 105H41V104H39ZM53 105V104H52ZM117 105H119V106H117ZM151 105V104H150ZM177 105V104H176ZM175 105V106H176ZM2 106V107H3ZM20 106H21V108H20ZM29 106V105H28ZM33 107H35L34 105H32ZM66 106V107H65ZM71 106L73 107V105H70L69 107H70V109H71ZM86 106V105H85ZM86 106V107H87ZM121 106V107H120ZM154 106V105H153ZM180 106V105H179ZM182 106V105H181ZM4 107V108H5ZM20 109H19V108ZM38 107H40V106H38ZM68 107V108H69ZM37 108V107H36ZM36 108H34V109H36ZM45 108V107H44ZM51 108V107H50ZM53 108H55L56 109V104L54 105V107ZM58 108V107H57ZM116 108V109H115ZM154 108V107H153ZM179 108H181V107H179ZM1 109V108H0ZM27 109H28V107H27ZM26 109V110H27ZM30 110H32L31 108H29ZM29 109L27 110L28 112H29ZM73 109V108H72ZM149 109L150 110H153V113L156 115V117L154 116H152L153 114H151L150 113V111H149ZM155 109H156V107H155ZM222 109V108H221ZM38 110V109H37ZM39 110H41L40 108H39ZM44 110V109H43ZM46 110V109H45ZM89 110H90V112H89ZM174 110V111H173ZM177 110V109H176ZM216 110V109H215ZM5 111V110H4ZM3 110H2V112L0 111V115H1V113H2V116H4L5 117V115L3 114V112H4ZM33 111V110H32ZM54 110H52L51 112H53ZM164 111H166L165 113H164ZM181 111V110H180ZM222 111V110H221ZM6 112V113H7ZM34 112H35V110L32 112L33 113V115L32 116H30L29 117V119L31 118V117H33L34 115H36V113L34 114ZM41 112H42V110H41ZM44 112V111H43ZM46 112V111H45ZM65 112H66V110H65ZM112 113V114H116V113ZM152 112V111H151ZM178 112V110L176 111V113ZM197 112H198V110H197ZM220 112V111H219ZM218 112V113H219ZM253 112V111H252ZM5 113V112H4ZM9 113H10V115H9ZM25 113V115H27V112H24ZM30 113V112H29ZM28 113V114H29ZM38 113V115L40 114V112H37ZM56 113V112H55ZM60 113V112H59ZM166 113V114H167ZM254 113V112H253ZM252 113V114H253ZM17 114V113H16ZM19 114V116H21L20 115V113H18ZM23 114V113H22ZM31 114V113H30ZM49 114V113H48ZM53 114V113H52ZM51 113H50V115H52ZM58 114V113H57ZM62 115H63V113H61ZM109 114V115H108ZM171 114H170V118H173V117H171ZM6 115V116H7ZM15 115V114H14ZM24 115V114H23ZM22 115V116H23ZM24 115V116H25ZM42 115V116H43ZM56 115V114H55ZM54 114L52 115L53 116V120H54V118H56V117H54L55 116ZM59 115V114H58ZM58 115H57V118H58ZM61 115V116H62ZM140 115H143L144 117L143 118H145V116H148V117H150V121H148L147 122V117H146V119L145 120H143V119H141L140 118ZM195 115H196V112H195ZM224 115V114H223ZM1 116V117H2ZM7 116V117H8ZM13 116V115H12ZM17 115H15L14 117H16ZM49 116V115H48ZM109 116V117H108ZM167 116V115H166ZM180 116V115H179ZM178 116V117H179ZM182 116V115H181ZM194 116V115H193ZM197 116H199L198 114H197ZM196 116V117H197ZM219 116V115H218ZM221 116H222V114H221ZM246 116V115H245ZM255 115L253 114V117H254ZM2 118V119H0V121L2 120L3 121V119L5 120V118ZM13 117V118H14ZM18 117V116H17ZM16 117V118H17ZM50 117V116H49ZM196 117H194V119L196 118ZM213 117V116H212ZM212 117H210L209 119H211ZM215 117V116H214ZM213 117V120L216 118H214ZM227 117V116H226ZM232 117V116H231ZM234 117V116H233ZM249 117H250V115H249ZM248 116H247V118H249ZM257 115H256V118H253V119H256V120H253L252 122L250 121H247V122H245V124L247 123L248 124V122H249V124H248V126L250 125V124H253V122L254 121H256L257 122ZM9 118H8V120H9ZM15 118V119H16ZM34 118H37V117H34ZM38 118L40 119L41 117H39L38 116ZM37 118V119H38ZM42 118H44V117H42ZM51 118V117H50ZM59 118H61V117H59ZM174 118L176 119V120H178L177 119V117L176 116H174ZM183 118V117H182ZM186 118H184V121L186 122H184L185 124L184 125H186L187 123H191V122H187V119ZM199 118H200V120H202L201 118H202V116L200 115L199 116ZM240 118L242 119V116H240ZM239 118V119H240ZM247 118H245V119H247ZM252 118V117H251ZM14 119V120H15ZM23 119H25V118H23ZM28 119V120H29ZM33 119V118H32ZM62 119H63V117H62ZM67 119V118H66ZM65 119V117H64V120H66ZM198 119V118H197ZM217 119V118H216ZM222 119H224L223 117H221L220 118V120H222ZM231 119V118H230ZM229 119V120H230ZM235 119V118H234ZM240 119V120H241ZM245 119H242V120H244L245 121ZM12 120V119H11ZM11 120H9V121H11ZM18 121L20 120V118L19 119H17ZM16 120V121H17ZM27 120V119H26ZM60 120V119H59ZM63 120V121H64ZM174 120V121H173ZM182 120V119H181ZM200 120L198 119V122H200ZM208 120V119H207ZM207 120L205 121V117L203 118V124H204V129L203 130H199L198 129V131H200V132H202V135L204 136V138L203 139H205L206 137H207V133H208V130H211V132L209 131V133H211L212 134V131H214V129L217 131L218 129H216V127H218L217 126V124H218V122L216 121V124H214V125H212V124H210V121H209V125H206V126H208L207 128H208V130L207 129H205V124L206 123H204V122H207ZM212 120V119H211ZM213 120L211 121V122H213ZM5 121H7V120H5ZM5 121H4V126H5V124L7 123V122H9V121H7L6 123H5ZM17 121V123H19ZM40 121V120H39ZM43 121V120H42ZM52 121V120H51ZM144 121H146V122H144ZM190 121V120H189ZM15 122V121H14ZM24 122L25 121H23V124H24ZM31 122H33V121H31ZM44 122V121H43ZM52 122H54L55 123V120L54 121H52ZM68 122V121H67ZM66 122V123H67ZM176 122V123H175ZM197 122V121H196ZM226 122H228V121H226ZM224 120H223V123H226ZM235 122V121H234ZM236 122H237V120H236ZM240 122V121H239ZM256 122H254V125H256L255 123ZM12 123V122H11ZM28 123H27V126H28ZM34 123V122H33ZM40 123H41V121H40ZM194 123V122H193ZM201 123V122H200ZM208 123V122H207ZM215 123V122H214ZM233 123V122H232ZM1 124H3V122L1 123ZM25 124H26V122H25ZM49 124V125H48ZM55 124H57V123H55ZM54 124V125H55ZM168 124H170V125H168ZM175 124H177V127H176V125ZM227 124V123H226ZM237 124V123H236ZM239 124V123H238ZM241 124H243V125H241ZM243 122H241L240 123V125L241 126H244L245 125ZM258 124V123H257ZM8 125H9V123H8ZM53 125V124H52ZM51 125V126H52ZM184 125H183V127H184ZM200 124H198V126H199ZM215 125H216V127H215ZM220 125V124H219ZM240 125H238L239 127H240ZM17 126V127H16ZM27 126H25V127H27ZM50 126V129L52 128ZM190 126L191 125H189V127H185V130H184V128L183 127H181V131H182V128H183V132H184V134H185V136H187L188 134H189V131H188V129L190 128ZM201 126H202V123H201ZM200 126V127H201ZM212 126L214 127V129H212ZM221 126V125H220ZM246 126V125H245ZM244 126V127H245ZM2 127V126H1ZM20 127V128H19ZM71 127V126H70ZM173 127V128H172ZM192 127V126H191ZM193 127H195V126H193ZM231 127V126H230ZM247 127V126H246ZM28 128V129H29ZM32 128V129H31ZM176 128V129H175ZM187 128V129H186ZM196 128V127H195ZM194 128V129H195ZM198 128V127H197ZM202 128V127H201ZM221 128L222 127H220V130L219 131H221ZM241 128V127H240ZM253 128H255V130L253 129ZM1 129V128H0ZM52 129H54V128H52ZM74 130H75V128H73ZM228 130H229V128H227ZM232 129V128H231ZM243 129V128H242ZM244 129H246V128H244ZM249 129V128H248ZM252 130H254L255 131V134H256V130H258L259 129V125H258V128H257V125H256V127H252L251 128ZM2 130H3V128H2ZM7 130V129H6ZM10 130H12V128H10ZM29 130V131H30ZM197 130V129H196ZM192 131V129L190 130V131H192L191 132V134H193L194 135V133L196 134V132L197 131ZM223 130H225V129H223ZM252 130H250V132H252ZM264 130V129H263ZM26 131H28L27 129H26ZM54 131V132H53ZM215 131V132H216ZM227 131V130H226ZM232 132H234L233 130H231ZM248 131V130H247ZM258 131H260V130H258ZM257 131V132H258ZM1 132V131H0ZM3 132V131H2ZM6 132V131H5ZM8 132V131H7ZM45 132H49V135H48V133H45ZM139 132V133H138ZM174 132V133H173ZM215 132H213V133H215ZM223 132H225V131H223ZM222 132V133H223ZM230 132V131H229ZM250 132L248 133L249 135H251L250 134ZM197 133H199V132H197ZM231 133V132H230ZM254 132H252V134H253ZM8 134H6L5 136H7ZM141 134V135H140ZM201 133H199V135H200ZM221 134V132L219 133V135ZM233 134V133H232ZM235 134V133H234ZM234 134H233V136H234ZM237 134V133H236ZM239 134V133H238ZM259 134H260V132H259ZM0 135H1V133H0ZM9 135V136H10ZM149 135V136H148ZM153 135V134H152ZM167 136V138L168 137H170V136ZM174 135H177V136H174ZM180 135H183V133L182 134H180ZM209 135V134H208ZM248 135V136H249ZM261 135L263 136V134L261 133ZM4 135H2L1 137H0V141H1V139L2 140H4L3 138L5 137ZM49 136V137H48ZM213 137H214V134L212 135ZM215 136H218V134L216 133V135ZM237 136V135H236ZM252 136V135H251ZM3 137V138H2ZM58 139H57V138ZM173 137H172V140H173ZM183 137L184 136H182L181 138H182V141H184L183 140ZM219 137V136H218ZM221 137V136H220ZM250 137V136H249ZM255 137V136H254ZM6 138V137H5ZM7 138H8V136H7ZM32 138H34V141L33 140H31ZM197 138H198V136H197ZM217 138V137H216ZM233 138V137H232ZM9 139V141H11ZM170 139V138H169ZM168 139V140H169ZM174 139V140H175ZM192 139H194V138H192ZM202 139V140H203ZM217 139H219V138H217ZM225 139V138H224ZM223 139V140H224ZM251 138H249V140H250ZM264 139V138H263ZM7 140V139H6ZM196 140H198V139H196ZM201 140V141H202ZM227 140H230V139H227ZM245 140H247V139H245ZM5 141V140H4ZM4 141H1V142H4ZM186 142H188V140L186 139L185 140ZM201 141L199 142V143H196V144H194L196 147H198L197 145L198 144H201ZM204 141V140H203ZM215 141H217V140H214V143L213 144H215L216 143V145L214 146L213 144V146L216 148V146H218V144H221V142L220 141H218V142H215ZM253 141H254V139H253ZM257 141V140H256ZM1 142H0V144H1ZM7 142H8V140H7ZM7 142H6V144H7ZM57 142L59 143V145L57 144ZM175 142V141H174ZM179 141H176V144H178L179 145V143H178ZM186 142H183L184 144L186 143ZM205 142V141H204ZM233 142V141H232ZM247 142H248V140H247ZM247 142H245V143H247ZM250 142H251V140H250ZM259 142H261V141H259ZM263 142V141H262ZM5 143V142H4ZM12 143V142H11ZM11 143H8V144H11ZM90 143V144H89ZM92 143V144H91ZM180 143H181V141H180ZM192 143H193V141H192ZM192 143H187V145H190L191 146V144ZM206 143V142H205ZM227 143V142H226ZM229 143V142H228ZM230 143H231V141H230ZM256 143V142H255ZM264 143V142H263ZM262 143V144H263ZM173 144H175V143H173ZM202 144H204V143H202ZM202 144L200 145V146H202ZM207 144H208V142H207ZM232 145H233V143H231ZM230 144V145H231ZM249 145H251L250 143H248ZM257 144H258V142H257ZM261 144V143H260ZM21 145V146H20ZM58 145V146H57ZM66 145H67V143H66ZM227 145V144H226ZM252 145H254V146H258V145H256V144H252ZM2 146V145H1ZM61 146V148H60V150H59V147ZM172 146V145H171ZM176 146V145H175ZM174 146V147H175ZM181 146H184V145H179V146H176L177 147V149H178V147L179 148H183V147H181ZM186 146V145H185ZM184 146V147H185ZM188 147V148H190V150H191V154L190 153H188L185 149H186V147L184 148V151H183V154H185L186 152H187V154H190V156L192 155H194L193 157L191 156L190 157V159L191 158H193L192 160L194 161L193 163H192V165H193V167H194V169L195 170H193L192 168H191V170L193 171L192 173H190V174H192L191 176H189V177H191L192 178V186L190 185V188L192 187V190H191V193H189L190 194V201L191 202H187L189 205L187 206H185V204L182 202L181 203V199L179 198L180 196H181V194H184V192H185V190L186 189H188V185H187V187H186V189H185V186L186 185H184V181H186L187 179H186V177H184V179L183 180H181L180 179V177H179V174L178 173H180V172H183V171H181V169H184V171H185V169L187 168L188 169V167H187V165L186 164H188L189 162H187V160L189 161V155H186L188 158H187V160H186V164H185V162H183V161H180L179 160V158H177L178 157V150H177V152H175V161H176V159H177V164H176V166H177V172H176V174H177V176H175L176 177V181H177V193H178V195H177V193H174V194H176L175 196L176 197H178L179 199H180V203L177 201H175L176 203H178L177 205L176 204H173V201L171 200V197H173L174 195H172V194H170L171 196H170V200L172 201V203H171V201H169L170 202V204L172 205H176V206H178L177 208L180 210V211H183L184 213L186 212H188L189 211V215H191L192 216V222H191V225L193 226V228H192V230L191 231H189L188 233H187V231L183 228V226H179V224L177 225V226H179L181 229H179L180 230V232H178V229L176 230V232H178L177 234H175V236H174V234H173V237H170V233H167V234H169V236H168V238L170 237L171 239L173 238L174 240L172 241L173 242V244L174 245H171L170 247H173V246H175V247H178V248H176V249H178V250H180L179 248H181V249H187V248H184L185 247V245H187V244H189L190 245V247H189V250L187 251V250H182V251H180V253L178 252V251H176L177 253V256H181V257H179V259L180 258H184V256H187V258H189V259H187L186 257V259L187 260H190V262L193 260V261H195V260H197V259H199L200 260V262H203V259L204 260H206V258L205 257H207L208 259H209V255H210V258H212V259H214V258H217L216 259V262L219 260L218 258H221L222 260H223V258L227 255H229L228 257H232V256H235V253L237 252H234V248L232 249V251H231V249L230 248H232V246L230 247V248H228V246L227 247H225V248H222V247H224L225 245H226V242L224 243V241H222L223 242V244H222V247L220 248V247H218V245H217V243L219 242H217V243H215V246H213L214 244V242H213V239H212V237H213V235H214V233H215V235H216V237H217V235L219 234V236L221 237V240L222 239H225V235H224V233L227 235V233L229 234V236H230V238H229V240H230V242L232 243L233 242V244H239L240 246L239 247H241L242 245H243V252L244 253H240L239 255H241V254H243V257L242 258H247L248 256L249 257H251L252 256V259L253 260H255L254 262H258V263H260L258 260V257H260V254H258L257 255V251H258V249L256 250L255 249V247H254V245H252V243H254L255 242V240H251L249 237H251V236H246L247 234H249L250 232H253L254 230L253 229H255V228H260V229H263L264 228V225H263V223H264V189H263V187H264V185L261 183L263 180H262V178H261V180L259 179V182L263 185L262 187H260L261 186V184L260 183H257L256 185L255 184H253V183H250V184H253V185H255V187L254 186H252L253 188H255L256 189V186L258 185V184H260V186L258 185L257 186V191H255V192H257V193H255L254 194V191L251 193L250 191H248V192H250L251 194L250 195H252V194H254V195H252V198L250 199L249 198V201H245L246 199H244L243 200V198H242V192H240V191H237L239 194L237 195L236 193V195L235 194H233V196H234V199L233 198H231L232 196L229 194L228 195V197H225V198H227L228 200H226L225 202L223 201L222 202V199H223V197L225 196V194H224V196L222 197V199H220V197H219V199H218V202H217V205H216V207H215V205H212V204H208V201H213V200H210L209 198L211 197V193H210V191L212 190L211 188H213V187H211V180H212V178H214L215 179V176L214 175H211V178H210V176L208 177V175L209 174H207L208 172H207V170L209 169L208 167L210 166L209 164H210V161H207L206 160V156L207 155H210L211 153H208L207 152V155H206V151H205V149H206V147H205V145L202 147V149H201V147H200V149H196V151H198V152H195L194 150H192L191 149V147ZM194 146V147H195ZM207 146V148H208V145H206ZM209 146L211 147V144H209ZM212 146V147H213ZM222 146V147H221ZM234 146V145H233ZM264 146V145H263ZM6 147H8V149H9V146H7L6 145ZM22 147V148H21ZM57 147H58V149H57ZM195 147V148H196ZM213 147V148H214ZM249 147V146H248ZM259 147V146H258ZM2 148V147H1ZM99 148H101L100 150H99ZM188 148H187V150H188ZM218 148V147H217ZM222 148H225L226 149V147H224V145H220V149H219V151L217 150L216 151V149H213V150H215L216 151V153L219 155L220 154V150L222 149ZM230 148H233V147H230ZM230 148H228V149H230ZM262 148V147H261ZM7 149V148H6ZM144 149H146V150H149V152H145L144 151ZM235 149V148H234ZM246 149V148H245ZM252 149V148H251ZM258 149V148H257ZM263 149H264V147H263ZM262 149V150H263ZM2 150H4L5 152H6V150H5V148L4 149H2ZM12 150V149H11ZM10 150V151H11ZM200 150V151H199ZM207 150V149H206ZM210 150H212L211 148H209V151ZM224 149H222V151H223ZM260 150V149H259ZM8 151V150H7ZM17 151V152H18ZM21 151H20V155H22L21 154ZM146 153V154H144V152ZM175 151H176V148H175ZM181 151V152H182ZM186 151V152H185ZM215 151H212V153H214ZM221 151V152H222ZM229 151V150H228ZM227 151V152H228ZM247 151V150H246ZM251 151V150H250ZM257 151V150H256ZM1 152V151H0ZM5 152H3L2 151V153L5 155H2V153H0V155L1 156H3V158L4 157H6L7 155H10V153L9 152H7V153H9V154H6ZM185 152V153H184ZM192 152H194L193 154H192ZM211 152V151H210ZM219 152V153H218ZM231 152H232V150H231ZM241 152V151H240ZM248 152V151H247ZM247 152H245L246 154H247ZM252 152V151H251ZM250 152V153H251ZM12 153V152H11ZM164 153V152H163ZM177 153V154H176ZM195 153H198V154H196V157H195ZM205 155H203V154ZM237 153H238V150H237ZM243 153H244V151H243ZM253 153V152H252ZM251 153V154H252ZM173 154V153H172ZM180 154V153H179ZM183 154H181V155H183ZM222 154V153H221ZM220 154V156H222ZM224 154H226V150H224L223 151V155ZM228 154V157L227 158H229L230 157V161H232L231 159L232 158H234L233 156L231 157L230 155H229V153H227ZM226 154V155H227ZM231 154V153H230ZM239 154V153H238ZM248 154H249V152H248ZM247 154V155H248ZM251 154H249L250 156H251ZM263 154H264V151H263ZM263 154H262V156L260 155V157H263ZM12 155V154H11ZM10 155V156H11ZM146 155H148L149 156V158L147 159L146 157H148V156H146ZM169 155V154H168ZM243 155V154H242ZM245 155V154H244ZM247 155H246V157H247ZM0 156V157H1ZM213 156H215L216 157V154L214 153L213 154ZM255 156V155H254ZM253 156V157H254ZM12 157V156H11ZM18 157H22V159L21 160H23L22 162H20L21 160L18 158ZM194 157L196 158V159H194ZM209 157V156H208ZM207 157V159H209ZM222 157H225V156H222ZM222 157H221V159H222ZM242 157V156H241ZM240 157V160L242 159V158H244V156L241 158ZM252 157V156H251ZM250 157V158H251ZM7 158H9V156H7ZM184 158V157H183ZM249 158V159H250ZM148 161H147V160ZM166 159V158H165ZM181 159V158H180ZM213 159V158H212ZM216 159V158H215ZM226 159V158H225ZM224 158H223V161L225 160ZM235 159V158H234ZM248 159V158H247ZM247 159H242V161L244 160L245 162H246V164H245V162L244 163H242L241 161H240V163H242V167H239L240 166V163L238 164L239 166H238V168H244L246 165H248V163L247 162H250L251 160H247ZM254 160H255V158H253ZM0 160H1V158H0ZM8 160V159H7ZM12 160H13V158H12ZM182 160V159H181ZM214 160V159H213ZM212 160V162H214V161H219L218 159L217 160H214L213 161ZM247 160V161H246ZM253 160V161H254ZM263 160V159H262ZM4 161H6L5 159L2 161L3 162V164H4ZM11 161V160H10ZM185 161V160H184ZM226 161V160H225ZM9 162V161H8ZM8 162H7V166H9L10 164H8ZM28 162V163H27ZM169 162V161H168ZM192 162V161H191ZM191 162L189 163L190 165H191ZM206 162H209L208 164H206ZM227 162V161H226ZM255 162V161H254ZM1 163V162H0ZM9 163H11V162H9ZM14 163V162H13ZM28 164L29 166H27V165H25V164ZM216 163V162H215ZM218 163H220V162H218ZM224 163V162H223ZM251 163V162H250ZM185 164V165H184ZM231 164V163H230ZM0 165H2V164H0ZM13 165H15V164H13ZM208 165V166H207ZM224 165V164H223ZM232 165H234L233 167H237V165H235V163L234 164H232ZM253 165V163L252 164H250V166H252ZM260 165V164H259ZM258 165V168L260 167ZM7 166H6V169L4 168L3 170H1L2 172H5L6 170H7ZM32 166H34V167H32ZM35 166H36V168L38 169V170H36L37 172H38V174L40 175V178H38V176L39 175H36V174H34V175H36L37 177H33L32 176V173L30 172V170L33 168V170L35 171ZM175 165H174V167H176ZM189 166V165H188ZM227 166V165H226ZM250 166H249V168H250ZM4 167H5V165H4ZM19 167H22V168H19ZM43 167H48L47 169H50L49 167H51L52 169H53V171H55V173H53V172H49L50 173V175L49 176H46L45 178L47 179V180H49V181H46L44 178H42L43 176H45L44 174H43V176H41L42 175V173L40 174L39 173V168H42V171H43ZM170 167H171V165H170ZM182 167V168H181ZM190 167H192V166H190ZM211 167V166H210ZM253 167V166H252ZM251 167V168H252ZM255 167V166H254ZM1 168H2V166H1ZM35 168V169H34ZM208 168V169H207ZM223 168V167H222ZM221 168V169H222ZM250 168V169H251ZM262 168V167H261ZM261 168H259V171H261ZM169 169V168H168ZM215 169V168H214ZM217 169V168H216ZM5 170V171H4ZM171 170V169H170ZM175 170H176V168H175ZM191 170H190V172H191ZM245 170V169H244ZM244 170H243V172H244ZM252 170H253V168H252ZM8 171V170H7ZM10 171H11V169H10ZM10 171H8V172H10ZM32 171V170H31ZM49 171V170H48ZM208 171H210V170H208ZM219 171V170H218ZM240 171V170H239ZM246 171H247V169H246ZM258 171V169H257V172H259ZM2 172H0V173H2ZM12 172V171H11ZM20 172V173H19ZM37 172H35V173H37ZM45 172V171H44ZM43 172V173H44ZM47 172V171H46ZM217 172V171H216ZM221 172V171H220ZM237 172H238V170H237ZM243 172H241V173H243ZM250 172V174H251V170L249 171ZM31 173V174H30ZM162 173V172H161ZM210 173V172H209ZM215 173V172H214ZM226 173V172H225ZM230 173V172H229ZM7 174V173H6ZM11 174V175H12ZM46 174H48V172L46 173ZM170 174H172L171 172H170ZM189 174V175H190ZM212 174V173H211ZM216 174V173H215ZM227 174V173H226ZM232 174V173H231ZM238 174H240V173H238ZM258 174V173H257ZM260 174V173H259ZM261 174H262V171H261ZM217 175H219V174H217ZM253 175V174H252ZM252 175H251V180H252V182H253V179L255 180V176H254V178L252 177ZM3 178H5L6 179V177H4V174L3 175H1ZM0 176V177H1ZM165 176H167V175H165ZM173 176V175H172ZM171 176V178H173ZM185 176V175H184ZM231 176V175H230ZM237 176V175H236ZM240 176V175H239ZM239 176H237V178L239 177ZM242 176V175H241ZM244 176V175H243ZM257 176V175H256ZM259 176H261V175H259ZM258 176V177H259ZM181 177H183V176H181ZM210 178V179H206V178ZM217 177V176H216ZM263 177V176H262ZM171 178H168L167 177V179H166V181L169 179H171ZM205 178V179H204ZM221 178H222V176H221ZM235 178V177H234ZM233 178V179H234ZM2 179V178H1ZM163 179H164V177H163ZM227 179H228V176H227ZM232 179V178H231ZM241 179V178H240ZM4 180V179H3ZM165 180V179H164ZM246 180V179H245ZM244 180V181H245ZM251 180H250V182H251ZM5 181V180H4ZM174 181V180H173ZM232 181H234L235 182V180H232ZM239 181V180H238ZM241 181V180H240ZM256 181H258V179H256L255 180V182L254 183H256ZM2 181H0V183H1ZM49 182V183H48ZM222 182H224V181H222ZM229 182H230V179H229ZM232 183L231 182V184H235L236 182H237V180H236V182L235 183ZM242 182H243V177H242ZM246 182H249V178L246 180ZM246 182H243L242 184L244 185V183H246ZM5 183H9L8 181L7 182H3L2 184L3 185H1V186H4L5 187ZM12 183V182H11ZM10 183V187L12 188V186H13V184H11ZM41 183V184H40ZM162 183H163V181H162ZM166 183H168L167 184V187H169L168 185L170 184V183H172V184H174L173 182H171L170 181V183H169V181L168 182H166ZM166 183H164L165 184V187L164 188H166ZM213 183V182H212ZM263 183H264V181H263ZM51 184V185H52ZM57 184V185H58ZM220 187L218 188V189H220V188H224V186H222L221 185V182L220 183H217ZM223 184H225V183H223ZM236 184H238V183H236ZM242 184H241V186H242ZM247 185H249V186H251L249 183H246ZM56 185V186H57ZM171 185V184H170ZM176 185V183L173 185V186H175ZM15 186V185H14ZM53 187H55V185H52ZM52 186H51V190H53V188H52ZM66 186V185H65ZM73 185H70V187H72ZM229 186V185H228ZM233 186V185H232ZM238 186V185H237ZM240 186V188H242ZM3 187V188H4ZM10 187H7V188H9V190H6V191H10ZM18 187V186H17ZM49 187H50V185H49ZM58 187V186H57ZM61 187V186H60ZM59 187V188H60ZM63 187V186H62ZM61 187V188H62ZM67 187H68V185H67ZM6 188V187H5ZM36 188V187H35ZM44 188V187H43ZM59 188H56V192L59 190ZM60 188V189H61ZM74 188V187H73ZM163 187H161V189H162ZM235 188H236V186H235ZM239 188V189H240ZM244 188V187H243ZM241 189V191H243L244 192V190H245V188L244 189ZM252 188V189H253ZM1 189V188H0ZM15 189V188H14ZM49 189V188H48ZM48 189L46 190V187H45V190L46 191H48ZM58 189V190H57ZM62 189H65V188H62ZM69 189V188H68ZM247 189V188H246ZM34 190H37V189H34ZM39 190V189H38ZM37 190V191H38ZM50 190V191H51ZM168 190H170L169 188H168ZM167 190V191H168ZM222 190V189H221ZM233 190V189H232ZM6 191H5V195H6ZM13 191V194H14V192H17L16 190L14 191V190H12ZM11 191V192H12ZM44 191V190H43ZM60 191H62V192H60V194L61 193H63L64 191L63 190H60ZM66 191H68V190H65V192ZM164 192L166 191V189L165 190H163ZM166 191V192H167ZM187 191V190H186ZM223 191V190H222ZM246 192H247V190H245ZM252 191V190H251ZM21 192V193H22ZM42 192V191H41ZM169 192H171V191H169ZM169 192H168V194H169ZM173 192V191H172ZM175 192V191H174ZM188 192V191H187ZM186 192V193H187ZM190 192V191H189ZM212 192V191H211ZM217 192L219 193L220 192V190L218 191L217 190ZM233 192V191H232ZM247 192V193H248ZM23 193V194H24ZM39 193V192H38ZM47 193V192H46ZM3 194V195H4ZM8 194V193H7ZM12 194V193H11ZM16 194V193H15ZM14 194V195H15ZM19 194V193H18ZM18 194H16V199H17V195ZM35 194V193H34ZM37 194V193H36ZM66 194V193H65ZM68 194V193H67ZM66 194V195H67ZM166 194V193H165ZM257 194V195H256ZM4 195V196H5ZM10 194H8V196H9ZM14 195H13V198H14ZM39 195V194H38ZM42 195V194H41ZM63 196H64V194H62ZM60 196V197H62V199L60 198V197H58L57 195L55 196V199H58V198H60L61 200H63V196ZM107 195H110L111 197L110 198H108V196ZM163 195V194H162ZM210 195V196H209ZM217 195V194H216ZM242 195V196H241ZM256 195V196H255ZM20 196V195H19ZM22 196V195H21ZM44 196V195H43ZM219 196V195H218ZM241 196V197H240ZM254 196V197H253ZM7 197V196H6ZM10 197V196H9ZM24 197V196H23ZM29 197H30V195H29ZM30 198V199H33V198ZM35 197H36V195H35ZM47 197V196H46ZM52 197V196H51ZM54 197V196H53ZM56 197H58V198H56ZM103 197V198H102ZM162 197V196H161ZM175 197V198H176ZM181 197H183L182 199H184L185 197H186V194H185V196L183 195V196H181ZM217 197V196H216ZM0 198H2V196L0 197ZM8 198V197H7ZM6 198V199H7ZM15 198H14V200H15ZM28 198V197H27ZM37 198L39 199V196H37ZM36 198V199H37ZM41 198V197H40ZM43 198V197H42ZM41 198V199H42ZM44 198H45V196H44ZM177 198V199H178ZM213 198V197H212ZM224 198V199H225ZM244 198H246V197H244ZM5 199V198H4ZM5 199V200H6ZM10 199H12V198H10ZM10 199H7V200H9L8 202L11 204V202H10ZM24 199V198H23ZM29 199V200H30ZM50 200L49 201H53L51 198H49ZM54 199V198H53ZM54 199V200H55ZM59 199V200H60ZM166 199V198H165ZM173 199V198H172ZM186 199H187V197L185 198V203H186ZM230 199H233V200H230ZM6 200V201H7ZM14 200L12 199V203H14ZM18 200V199H17ZM16 200V201H17ZM22 199H20V201H21ZM26 201L25 202H27V199H25ZM28 200V201H29ZM34 200V199H33ZM45 200H47L46 198H45ZM109 201V203L107 204H105L104 202L105 201ZM162 200V199H161ZM169 200V199H168ZM248 200V199H247ZM31 201V200H30ZM29 201V202H30ZM35 201V200H34ZM42 201L44 202V199H42ZM57 201V200H56ZM184 201V200H183ZM39 202V200L37 201V203ZM166 202V201H165ZM174 202V203H175ZM2 203H4V202H2ZM1 203V204H2ZM5 203H7V202H5ZM4 203V205H6ZM8 203V204H9ZM21 204V202H19V200H18V204ZM44 203H46V202H44ZM48 203V202H47ZM70 203V204H69ZM186 203V204H187ZM223 203L225 204L226 203V206H224L223 205ZM16 205L17 207L19 206V205ZM24 204V203H23ZM28 204V203H27ZM30 204H32V203H30ZM29 204V205H30ZM135 204H138V206H137V208L136 209H132V207H133V205H135ZM3 205V204H2ZM1 205V206H2ZM15 205V204H14ZM13 205V206H14ZM28 205V206H29ZM246 205H248L249 206V208H247V210H245V208H244V210H243V208H242V206H246ZM1 206H0V208H1ZM11 206V205H10ZM12 206V207H13ZM27 206V205H26ZM26 206L24 207V208H26ZM223 206H224V209L226 210V213H228V215H225V212H224V209H223ZM233 206H235V208H233ZM5 210H7V211H9L8 209H6L5 207H8V205L7 206H2ZM17 207H15V209L17 208ZM31 207V206H30ZM46 207V208H45ZM63 208L64 207V209H65V214H64V216H63V219H64V224H63V226H62V229H61V231L58 233V234H55V232L53 231V228H52V223H53V221L50 219V218H46L47 217V215L49 214H47V208H49V209H51L50 211H54L55 209H60V208ZM135 207V206H134ZM133 207V208H134ZM172 207H174L175 208V206H172ZM239 208H240V210H239ZM263 208V209H262ZM3 209V210H4ZM9 209H11V208H9ZM12 209H14V207L12 208ZM11 209V210H12ZM18 209V208H17ZM26 209H28V207L26 208ZM25 209V210H26ZM31 209V208H30ZM46 210V211H44V212H46V214H44L43 215V213H42V211L41 210ZM176 209V208H175ZM175 209H173V210H175ZM20 210V209H19ZM25 210H24V212H25ZM115 210V211H114ZM117 210H118V213H117ZM150 210H151V213H152V217H149V218H152L151 220L150 219H146L147 218V215H148V213L150 212ZM214 210L215 211H217V212H219V214L221 213V216H222V218H219V220L220 219H222L221 221H220V223L218 222V221H216L217 223H219L220 225H221V228H214L212 225H211V220L214 222V220L212 219V217L214 216L213 215V212H214ZM227 210L229 211V212H227ZM254 210H255V212H254ZM2 211V210H1ZM41 211V212H40ZM49 211V212H50ZM161 211V210H160ZM175 211H177V217H178V210H175ZM179 211V212H180ZM30 212H32V210L30 211ZM162 212V211H161ZM160 212V213H161ZM41 213H42V217H39L40 215H41ZM123 213H124V218L125 219H127V220H129V223H126L125 221H124V219H118V217L121 215H123ZM150 213V214H151ZM176 213V212H175ZM191 213V214H190ZM8 213L6 212V215H7ZM10 214V213H9ZM8 214V215H9ZM12 214V213H11ZM182 214V213H181ZM5 215V214H4ZM119 215V216H118ZM161 215V214H160ZM173 215H175L174 214V212H173ZM217 215H218V213H217ZM217 215H215V217L217 218L218 216ZM253 215V216H252ZM2 216V217H1ZM50 216V215H49ZM118 216V217H117ZM120 216V217H121ZM150 216V215H149ZM180 216V215H179ZM182 216V215H181ZM242 217V216H247V218L248 219H250V218H252V221H253V219H254V221H253V226L250 224V225H248L249 226V229H250V232L249 233H247V234H245V232H244V236L242 235L243 233H241L242 232V230L240 231V233L238 234V233H236V229H234L235 227H236V225L238 224V219L240 220V217ZM252 216V217H251ZM116 217H117V219L118 220H120L121 221V223L119 222V223H117V224H114L113 223V221H116ZM122 217V218H123ZM165 217H167V216H165ZM164 217V218H165ZM220 217V216H219ZM239 217V218H238ZM255 217V218H254ZM45 218V219H44ZM214 218V217H213ZM263 218V219H262ZM113 219V220H112ZM180 219V218H179ZM182 219V218H181ZM188 219V218H187ZM43 220V221H42ZM45 220H46V222H45ZM141 220V221H140ZM177 220V219H176ZM166 221V220H165ZM181 221V220H180ZM203 221H206L205 223L206 224H203L204 222ZM263 223H262V222ZM40 222H42V223H40ZM138 222V224H139V226L137 227V223ZM168 222H170L169 221V219H168ZM168 222H166V224L168 223ZM179 222V221H178ZM177 222V223H178ZM212 222V223H213ZM250 222V221H249ZM180 223V222H179ZM215 223V222H214ZM240 223V226H242V224H241V222H239ZM171 224H173L172 222H171ZM249 224V223H248ZM216 225V224H215ZM220 225H218V226H220ZM165 226V225H164ZM173 226V225H172ZM185 226V225H184ZM191 226V227H192ZM212 226V227H211ZM175 227V226H174ZM167 228V227H166ZM169 228L170 227H168V229H166L165 231H169ZM177 227H175V229H176ZM237 228H239V226L237 227ZM187 229V228H186ZM239 229H242L241 227L239 228ZM244 229V228H243ZM248 228H246V230H247ZM245 230V229H244ZM174 232V230L171 228L170 229V231L169 232ZM234 231H235V233H234ZM249 231V230H248ZM247 231V232H248ZM162 232V231H161ZM172 232V233H173ZM167 234H166V237H167ZM251 235H253L252 233H251ZM262 235H263V237H262ZM165 236V235H164ZM172 236V235H171ZM254 238V237H253ZM216 239V238H215ZM165 240H166V238H165ZM216 240H219L218 238L216 239ZM216 242V241H215ZM59 243V244H58ZM167 243V242H166ZM248 243V244H247ZM258 246L257 247H259L260 249H262V248H264V232L261 230V237H260V240H258L257 242H255ZM170 244H172V243H170ZM169 243L167 244V246H164V247H168V245H170ZM220 244V243H219ZM228 244V243H227ZM230 244V243H229ZM59 245L61 246V247H59ZM183 245V247H180V246H182ZM217 245V246H216ZM221 246V245H220ZM149 247H150V249L151 250H149ZM154 249H152V248ZM251 247H254V249L256 250H253V251H255V253H256V255L255 254H252V252H251ZM256 247V248H257ZM57 248H59L58 250H56ZM236 248V247H235ZM168 249H170V248H168ZM167 249V250H168ZM237 249V248H236ZM259 249V250H260ZM54 250V251H53ZM173 251L175 250V249H172ZM239 250H240V252H242L241 251V248H239ZM170 251H171V249H170ZM153 252V253H154ZM183 252V253H182ZM250 252V253H249ZM262 252V251H261ZM166 253V255L168 256L167 258H169V257H172V256H170V255H174V252H172V254H171V252H169L168 253V251L167 252H165ZM168 253V254H167ZM178 253H179V255H178ZM181 253L184 255H181ZM184 253H186V254H184ZM234 254V255H233ZM250 254H252V255H250ZM262 254H263V252H262ZM166 255H165V258H166ZM208 255V256H207ZM212 255V256H211ZM258 256L257 257V259H256V257L255 256ZM174 256H176V255H174ZM190 256V257H189ZM203 256V257H202ZM236 256H238V252H237V255ZM150 257L152 258V259H150ZM202 257V260L200 259ZM227 257V258H228ZM239 257V256H238ZM263 257H264V255H263ZM184 258V259H185ZM261 258V257H260ZM179 259H175V260H177V261H179ZM184 259H182L183 261H184ZM185 259V260H186ZM207 259V260H208ZM230 259V258H229ZM238 259V258H237ZM152 260V261H151ZM168 260V259H167ZM166 260V261H167ZM171 260V259H170ZM199 260H197V261H199ZM222 260H220V261H222ZM247 260V259H246ZM257 260V261H256ZM261 260V263H262V260L263 259H260ZM159 261V262H158ZM169 261V260H168ZM183 261H179L178 263H176V264H184L186 261H184V263H183ZM209 261V260H208ZM224 261V260H223ZM248 261H250L249 259H248ZM252 261V260H251ZM264 261V260H263ZM169 262H171V261H169ZM182 262V263H181ZM205 262V261H204ZM253 262V261H252ZM173 263V262H172ZM175 263V262H174ZM173 263V264H174ZM201 264V263H198V262H193V263H191V264ZM210 263V262H209ZM215 262L213 261V264H214ZM221 263V262H220ZM170 264V263H169ZM185 264H187V262L185 263ZM188 264H190V263H188ZM203 264V263H202ZM205 264V263H204ZM217 264H219V262L217 263Z\"/></svg>","mask_w":264,"mask_h":264}]
</instances>
